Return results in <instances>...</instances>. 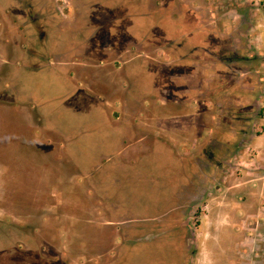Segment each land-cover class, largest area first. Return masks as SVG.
I'll list each match as a JSON object with an SVG mask.
<instances>
[{"label": "rangeland", "instance_id": "obj_1", "mask_svg": "<svg viewBox=\"0 0 264 264\" xmlns=\"http://www.w3.org/2000/svg\"><path fill=\"white\" fill-rule=\"evenodd\" d=\"M40 1L7 0L6 8L22 23L24 18L17 12L37 9ZM185 1L75 0V4H87L84 11L92 17L87 24L99 32L101 49L121 50L127 33L138 34L140 44L152 50L175 41L179 52H184L210 39L203 32V21ZM42 23L44 38L50 32L44 43H37V34L29 33L31 25H26V53L33 49L40 52L39 57L26 54L19 63L8 59L14 72L0 77V264H121L124 260V264H264L258 244L254 256L247 255L241 243L238 258L230 253V243L220 239V225L209 204H198L200 195L190 203L192 247L176 223L182 190L190 185L195 171L189 162L194 150L190 146L173 149L162 129L156 139V123L173 114L165 108L150 110L158 99L171 102L170 92L177 95L179 91L176 82L171 77L152 81L150 68L137 70L129 97L134 122L122 129L119 139L118 128L125 123L115 118L109 122L107 113L84 94V82L56 78L54 67L31 69L43 57L49 64L56 60L55 54L67 51V42L74 39L71 33L50 29L48 19ZM105 55L100 52L95 60ZM195 69L190 67L192 72ZM171 73L166 71L167 76ZM203 93L189 95L190 108L173 118L204 124L206 129L196 132L200 143L211 135L215 138L224 125L235 123H231L236 121L233 117L241 116L230 109L223 119L219 113L223 108L214 97L216 106L204 105ZM29 110H33L31 123ZM262 116L257 112L255 119ZM262 134L258 129L254 133L256 137ZM213 146L224 154L222 163H213H219L220 169L228 163L226 153L241 149L234 145L226 150L215 142ZM240 159L227 168L245 169ZM218 222L230 227L227 217H218ZM221 245L229 257L215 251Z\"/></svg>", "mask_w": 264, "mask_h": 264}, {"label": "crops", "instance_id": "obj_2", "mask_svg": "<svg viewBox=\"0 0 264 264\" xmlns=\"http://www.w3.org/2000/svg\"><path fill=\"white\" fill-rule=\"evenodd\" d=\"M6 1L0 0V10L5 12L0 15V77H8L14 72L13 66H8V59H15L17 62L26 59V42L29 43L26 25H31L29 33L37 34V43L48 40L50 32L46 31L44 38L42 28V22L48 19L51 22L48 25L50 29L52 26L62 33H71L74 39L67 42V51L55 54L56 60L49 64L47 57H43L31 69L39 71L54 67L58 72L56 78H66L62 80L70 83L84 82L85 88L82 91L97 109L107 113L109 122H113L115 118V122L125 123V127L120 125L118 128L119 139L123 138L122 129H127V125L134 122V117L129 112L133 104L130 99L132 88L138 76L136 71L150 68L149 72L154 76L152 81L157 79L161 82L171 77L179 87L177 95L170 92V103L158 99L150 108L151 111L165 108L168 113L173 114L170 119L163 116L164 119L156 123L157 126L153 129L156 139L160 138L159 129L164 130L166 137L172 140L169 142L173 144V149L189 146L193 148L194 153L189 150V162L194 159L204 160L210 167L214 160L224 159V154L213 146L214 142L226 150L240 145V150L230 151L231 158H227L225 168L208 171L209 177L203 185L198 204H209L211 213L216 215V225H220V239L224 243L229 241L231 254L238 258L241 243L246 246L245 253L254 256L258 244L264 257V0H184L190 2L195 15L203 21V32L210 35L209 41L184 52H179L180 44L175 41L164 42L159 48L152 50L150 46L140 44L138 34L127 33L124 35L127 42L121 50L112 49L111 46L101 49L98 43L99 32L87 24L92 18L84 11L87 4L79 3L76 6L75 0H41L37 9L30 10L31 13L29 9H26L27 14L25 11L17 12V16L21 13L24 18V22L19 23L16 17L8 13ZM56 16L61 17L59 23ZM10 18L11 21L6 20ZM100 52H104L105 57L95 60ZM153 52L154 59L151 61L141 55H151ZM39 53L30 49L27 55L34 58L39 57ZM160 53L162 57H159ZM94 61H100V64H94ZM191 66L196 67L193 72L190 70ZM166 71L172 73L167 76ZM64 81L58 86H62ZM161 86L157 85L156 88L161 90ZM200 92H205L202 95L204 105L216 106V102L223 108L224 112H219L223 119L228 118L230 109L241 115L231 132H227L229 127L224 125L220 133L213 136L216 139L211 135L203 143H200L201 139L197 141L200 134L196 132L205 130L204 124L173 119L190 108V100H187L189 95ZM212 92L214 96H209ZM153 94L154 91L151 95ZM213 97L215 102L212 101ZM104 99L107 100L106 103ZM32 111L29 110V123ZM257 112L263 113L260 119H255ZM256 129L263 132L260 137L254 135ZM238 140H241V144ZM218 151L221 153L218 154ZM240 151H243V159L239 158ZM206 155H210V160L207 161ZM239 159L241 162L245 161V169L234 171L227 168L230 162ZM212 177H215L213 181ZM218 205L228 207L219 208ZM189 214L182 223L191 228ZM218 217H227L230 227L219 223ZM187 231V235H184L190 237L188 234L191 229H186ZM124 244L125 241L122 245ZM215 251L221 257H229L222 245ZM126 262L124 260L121 264Z\"/></svg>", "mask_w": 264, "mask_h": 264}, {"label": "flooded vegetation", "instance_id": "obj_3", "mask_svg": "<svg viewBox=\"0 0 264 264\" xmlns=\"http://www.w3.org/2000/svg\"><path fill=\"white\" fill-rule=\"evenodd\" d=\"M161 53L163 54V51ZM152 54L151 55L141 54V55H143V57H146V58H148V60L151 61L152 59H154V52ZM162 54L159 57H162ZM232 119H236V121L233 120L231 122V123H233V122H235V123H233V125L231 127L229 126V130L227 132H229V131L231 132V130L234 128V124L238 123L237 118L233 117ZM206 156H207V160H210V155H206ZM228 157H230V153H226L225 154V158L227 159ZM214 162L215 163L216 162H221L222 163L223 161H222V159H219L217 161L214 160L213 163ZM191 163H193V168L195 169L194 175L191 178L190 185L184 186V189L182 190V191H185L184 193H182V197H181L183 199V203L180 206V208L178 209V212H180L181 215L176 220V223L181 224V227L185 228L184 229L185 232H186V229L188 230L190 228H188L187 226L183 225L182 222L184 221V219L187 218V215L191 212L190 203L192 202V200L194 198H196L195 195H201L200 193L203 191L202 190L203 185L205 184V182L208 180V177H209L208 171H210V170H221L220 166H219V163L218 164H213L212 167H210V164H208V162H206L204 160H199V159H194V160H192ZM214 179H215V177H212L211 181H213ZM188 232L189 231L186 232V235H187ZM188 236H190V237H187V244L190 247H192L190 245V242L192 241V238H193L192 233L190 232L188 234ZM151 238L152 237H148V240L151 241ZM104 264H106V263H104Z\"/></svg>", "mask_w": 264, "mask_h": 264}]
</instances>
